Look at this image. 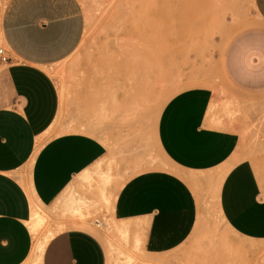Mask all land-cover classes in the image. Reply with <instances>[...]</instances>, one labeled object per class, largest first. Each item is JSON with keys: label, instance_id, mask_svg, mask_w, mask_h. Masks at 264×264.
I'll return each instance as SVG.
<instances>
[{"label": "crops", "instance_id": "crops-1", "mask_svg": "<svg viewBox=\"0 0 264 264\" xmlns=\"http://www.w3.org/2000/svg\"><path fill=\"white\" fill-rule=\"evenodd\" d=\"M252 2L259 21L232 33L216 54L220 86H190L161 108L155 143L169 165L163 169L150 158L134 165L142 155L130 149L110 155L86 126L61 132L50 71L82 38L78 0H0V264H108L83 218L106 202L119 229L128 237L138 231L155 256L149 261L164 264L156 256L194 230L200 192L192 187L223 169L221 219L239 236L264 240V0ZM113 61L105 59L106 72ZM98 80L109 92L105 75ZM148 89L142 77L134 93L143 108L153 99ZM35 205L59 226L44 239L37 232V245L29 225Z\"/></svg>", "mask_w": 264, "mask_h": 264}, {"label": "rangeland", "instance_id": "rangeland-1", "mask_svg": "<svg viewBox=\"0 0 264 264\" xmlns=\"http://www.w3.org/2000/svg\"><path fill=\"white\" fill-rule=\"evenodd\" d=\"M78 2L84 17L80 43L50 71L60 99L57 123H66L61 132L86 126L85 131L107 145L110 155L130 149L142 155L132 160L134 165L150 158L169 168L155 143L160 110L180 90L220 86L216 54L232 33L259 21L252 0ZM109 57L115 67L106 72ZM100 74L112 86L113 96L97 86ZM142 77L153 95L144 108L134 93ZM70 117L82 120L69 121ZM224 173L210 172L204 183L192 187L200 192L194 230L177 248L156 256L165 258L164 264H264V240L228 230L217 211L216 193ZM36 209L42 217L36 228L40 238L59 230L42 208ZM83 218L102 241L108 264H155L138 231L131 229L128 237L119 229L110 202L90 209Z\"/></svg>", "mask_w": 264, "mask_h": 264}, {"label": "bare ground", "instance_id": "bare-ground-1", "mask_svg": "<svg viewBox=\"0 0 264 264\" xmlns=\"http://www.w3.org/2000/svg\"><path fill=\"white\" fill-rule=\"evenodd\" d=\"M39 216H40L39 213H37L36 210L34 208H32L31 214H30V219H29V225H30V229L33 232L35 239H36L35 245H37L39 243L38 239H37V232H36L37 225L40 224V221H42V217L40 219ZM96 224H98V223H96Z\"/></svg>", "mask_w": 264, "mask_h": 264}, {"label": "built area", "instance_id": "built-area-1", "mask_svg": "<svg viewBox=\"0 0 264 264\" xmlns=\"http://www.w3.org/2000/svg\"><path fill=\"white\" fill-rule=\"evenodd\" d=\"M0 60L2 61H5L6 60V57L4 55V52H3V48L0 47ZM95 223H98V222H95Z\"/></svg>", "mask_w": 264, "mask_h": 264}]
</instances>
